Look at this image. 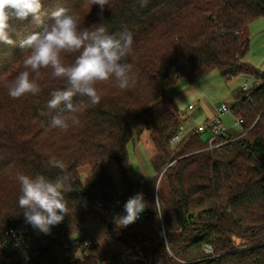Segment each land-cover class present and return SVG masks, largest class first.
Here are the masks:
<instances>
[{
  "label": "trees",
  "instance_id": "trees-1",
  "mask_svg": "<svg viewBox=\"0 0 264 264\" xmlns=\"http://www.w3.org/2000/svg\"><path fill=\"white\" fill-rule=\"evenodd\" d=\"M42 5L39 20L12 22L13 44L0 43V264H264V72L245 62L247 30L264 18V0H147L144 7L140 0H111L102 13L89 0ZM60 7L79 15L84 27L104 24L109 33L127 28L134 39L127 58L134 86L98 82L100 103L85 107L67 131L47 127L49 117L41 115L51 93L66 86L51 69L42 70L38 95L12 99L4 86L24 70L21 42L53 23L51 14ZM76 55L63 59L72 63ZM212 72L225 81L253 80L251 88L232 94L230 112L240 131H226L210 145L191 130L171 145L183 121L174 89ZM144 133L153 149V175L139 181L128 175L129 148ZM53 156L70 175L63 186L68 214L45 234L23 222L17 177L54 181L63 173L49 165ZM109 163L118 168L119 190ZM86 167L89 185L79 173ZM138 193L148 205L142 222L117 227L114 218L126 215L125 203ZM94 214L108 243L128 251L127 263L83 231ZM9 230L15 233L9 241L17 243L13 252L3 249ZM85 240L93 246L79 260Z\"/></svg>",
  "mask_w": 264,
  "mask_h": 264
},
{
  "label": "clouds",
  "instance_id": "clouds-1",
  "mask_svg": "<svg viewBox=\"0 0 264 264\" xmlns=\"http://www.w3.org/2000/svg\"><path fill=\"white\" fill-rule=\"evenodd\" d=\"M89 4L98 5L102 13L106 6L110 7L111 0H89ZM140 4L146 6L147 0H140ZM42 8V0H0V43L13 44L10 37L12 22L23 21L29 16L39 20ZM51 15L53 23L21 42L24 70L4 86L12 99L38 95L42 70L51 69V76L65 81L66 86L51 93L46 104L48 111H42L41 115L49 117L47 127L67 131L79 124L78 114L85 107L100 103L98 82L113 81L121 90L134 86L133 66L127 59L134 39L127 28L109 33L104 24L84 27L79 15L66 7L58 8ZM64 54L77 55L74 62L65 63ZM41 124L45 126L43 121ZM49 165L58 168L63 175L54 181L43 175L19 174L17 177L20 183L18 205L26 221L45 234L68 214L63 186L70 180L63 161L53 156ZM147 206L143 193L130 197L124 205L126 215L114 218L115 224L117 227L129 226ZM208 251H211L210 247Z\"/></svg>",
  "mask_w": 264,
  "mask_h": 264
},
{
  "label": "rangeland",
  "instance_id": "rangeland-1",
  "mask_svg": "<svg viewBox=\"0 0 264 264\" xmlns=\"http://www.w3.org/2000/svg\"><path fill=\"white\" fill-rule=\"evenodd\" d=\"M264 28V18L258 19L250 24L247 30V34L253 35L254 33H258L260 29ZM249 36V35H248ZM250 64V63H249ZM252 64V63H251ZM250 64V65H251ZM253 66V65H251ZM259 70V69H258ZM244 84H247L249 88L253 86V80L249 77H237L234 79H231L229 81H225L219 73L212 72L205 78L201 79L199 82L193 85H187L184 84L185 87L183 89H179V87L175 88L173 91V97L176 103V106L179 111L182 110V108H186L189 103H192L195 105L194 112H190L189 115L192 116V118L195 121H191L195 127L199 125L203 121L204 115L202 114V108L200 105L199 100L204 99L205 102L211 107H215L216 109L222 105L226 104L228 108L230 109L233 106L234 100L232 97V94L234 91L241 89ZM199 97V99H198ZM221 127L225 131L230 132H239L240 126L235 125V120L231 114H225L220 118ZM144 146L147 149V153L149 156L152 155L153 149L150 143L146 139V133L143 134ZM202 139L205 140L206 136H202ZM137 171V179H140L139 174V168L136 167ZM82 182L85 185H89L91 183L90 180V174L89 169L83 168L79 171ZM92 179V177H91ZM97 217L94 214L92 219L85 225L83 228L84 232L89 233L93 240L96 241L102 249L108 250V253L112 250H114V245L109 244L108 241L105 238V235L103 234V227L100 225V227H95L93 224V221H96ZM80 233L76 234L75 237H78Z\"/></svg>",
  "mask_w": 264,
  "mask_h": 264
},
{
  "label": "crops",
  "instance_id": "crops-1",
  "mask_svg": "<svg viewBox=\"0 0 264 264\" xmlns=\"http://www.w3.org/2000/svg\"><path fill=\"white\" fill-rule=\"evenodd\" d=\"M248 35L250 39V51L245 59V62H247L248 64L252 63L251 65H253L254 68L264 72V28L260 29L256 34L254 33L253 35ZM183 87H185L184 84H180L179 89L182 90ZM199 102L202 108V114L204 115L203 121L199 123V125H201L203 122L212 119L216 115V108L209 106L204 99H200ZM189 105L194 106V109L190 111L194 112L195 105L192 103H189L188 106ZM187 107L185 109L182 108V110L180 111L182 115L181 120L188 123L190 127L195 128V126L191 124L195 120L191 115H189L190 112H187ZM144 141L145 139L143 138L142 134L137 144L129 148L130 161L128 175L131 179L139 181H146L153 175V171L150 166V156L148 155L147 149L144 146ZM136 167L139 168L140 179H137ZM108 170L115 188L119 190L121 188V183L118 168L113 163H109ZM93 224L95 225V227L99 228L101 225L104 228V226L101 223L99 225V222L97 221H93ZM103 231L105 232V228L103 229ZM90 237L92 236L90 235Z\"/></svg>",
  "mask_w": 264,
  "mask_h": 264
},
{
  "label": "built area",
  "instance_id": "built-area-1",
  "mask_svg": "<svg viewBox=\"0 0 264 264\" xmlns=\"http://www.w3.org/2000/svg\"><path fill=\"white\" fill-rule=\"evenodd\" d=\"M248 89L249 87L247 86V84H244L242 87V90L246 91ZM193 109H194V106L189 105L187 107V112H190ZM230 111H231V108L229 109L226 104H222L216 109V115L212 119L203 122L201 125H198L195 128L190 127L189 124L186 123L185 121H180L178 125V130L170 141L171 145L173 146L177 145L179 142H181L183 137L187 135L191 130H195L197 134L201 136H206L205 140L208 141L209 144L211 145L214 138L223 136L225 134L226 131L223 129V127H221L220 118L225 114H231ZM234 120H235L234 122L235 125H239L240 123L239 120L237 119H234ZM142 219H143V213L139 215V218L136 220V222L141 223ZM23 222L25 225L28 224L26 220H24ZM14 235H15L14 230L8 231L7 237L5 238L3 242V249L5 251L13 252L16 249L17 243L12 244L9 241L10 237H14ZM92 246H93L92 240L82 241L80 245L78 246L77 259L82 260L86 258L89 253L88 249L91 248ZM114 248L115 249L112 251L117 254L118 260L121 263H127L129 261L128 251L120 245H114Z\"/></svg>",
  "mask_w": 264,
  "mask_h": 264
}]
</instances>
